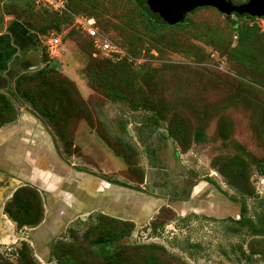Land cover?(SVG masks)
<instances>
[{
    "label": "rangeland",
    "instance_id": "374dc122",
    "mask_svg": "<svg viewBox=\"0 0 264 264\" xmlns=\"http://www.w3.org/2000/svg\"><path fill=\"white\" fill-rule=\"evenodd\" d=\"M70 3L75 13L94 15L126 56L112 59L97 51L86 34L72 30L62 39L59 59L44 56L55 71L43 80L32 81L31 71L25 76L30 82L23 84L27 95L36 91L41 96L44 88L41 104L46 107L55 79L61 86L57 92L78 97L76 111L67 110L68 118L57 115L55 127L38 113L63 161L140 187V174L102 137H110V144L114 137L132 143L135 163L144 168V153L141 156L134 144L132 131L156 120L171 135L189 176L208 177L238 200L237 211L216 218L162 206L148 220L132 221L128 234L99 242L128 226H118L95 209L68 219L53 247L38 253L26 240L31 226L20 228L12 221L13 229L7 227L0 237V264H264V174L259 172L264 160L262 25L201 7L187 15L186 24L155 27L134 0ZM24 7L27 10L0 0L2 15L7 8L27 12L25 21L42 46L56 17L38 10L34 2ZM10 99L17 109L23 104L35 110L22 94ZM69 118L73 121H63Z\"/></svg>",
    "mask_w": 264,
    "mask_h": 264
},
{
    "label": "crops",
    "instance_id": "0c3cea01",
    "mask_svg": "<svg viewBox=\"0 0 264 264\" xmlns=\"http://www.w3.org/2000/svg\"><path fill=\"white\" fill-rule=\"evenodd\" d=\"M30 29L31 28H29L21 18L19 19L16 17L15 13L6 14L5 27L0 29L1 176L4 173L11 175V177L17 178L14 175L12 169L8 167L10 166L13 168L20 166L22 164L21 158L25 163H31L34 162V159H38L39 156L42 157V160L43 157L48 159L50 155H54V152L55 155H57L63 161L59 154V150L56 148L54 139L52 137V131H48L46 129L45 125L43 124V120L38 115V112L24 106L23 104H21L17 109L16 105H14L10 99V96H18L16 87L19 85L21 77L24 78L30 70L32 72L30 75H34L35 73L39 72V68L43 69L44 67H49L50 70H55V68L51 66L50 60L43 63L41 62L34 67H30L31 69H27L31 64H33V59L35 60V56L32 55V49L35 45V40L30 35L33 31ZM9 104L12 105L15 112V117L11 119L7 118L9 116V112H7V108L5 109V107H7ZM39 121H41L42 126H44L43 130L38 129V127L28 128V126H26L28 123L37 125L39 124ZM12 122L19 123V125L7 127V124ZM144 125H146V127L138 128L137 130L133 129L132 131L134 132V144L138 148V151H140L141 156L142 152L144 153L145 177L143 180L144 183L140 187L134 185L128 186L117 179L102 175L97 171L91 169H76L66 161L63 162H65L70 168H73L79 172L99 175L110 182L126 185L128 187L136 188L137 190H142L144 192L153 194L154 197L152 199H143L142 197L140 199L139 197H136L139 198V201L137 202L135 209V202H132L133 200L131 203H127L123 201L122 196H116V199L114 200L116 203L114 205L115 210H119V213L130 217L129 219L123 220L135 222L133 218H142L144 215H147L149 213V209L154 205L153 202L156 200L155 198L163 199V202L160 203L158 210L156 211H159V208L162 206H170L179 211V213L180 211L185 212L186 214L201 213L216 218L225 217L227 215L229 216L237 211V202L232 200V198H230L228 195L223 194L220 190L221 188H218L215 184H213V182L207 179L199 180L191 175L189 176L187 166L179 159V154L175 148L174 141L171 135L166 133V129L153 124ZM104 144L106 143L104 142ZM106 146L108 147L107 144ZM34 155H37V157L34 158ZM139 163L141 165V162ZM43 175L51 176L53 178V175H50V173H45ZM39 183L43 185L41 179L39 180ZM24 186H31L37 189L42 197L43 190L41 191L38 187L30 183H26L25 185L20 186L18 189ZM105 203L111 205L109 201H106ZM44 206L45 205L43 201V207ZM97 209L102 210L101 208ZM109 216L119 218L113 215ZM43 217L41 221L43 220ZM36 225H32L31 227ZM24 226L26 227L27 225Z\"/></svg>",
    "mask_w": 264,
    "mask_h": 264
},
{
    "label": "water",
    "instance_id": "95a60500",
    "mask_svg": "<svg viewBox=\"0 0 264 264\" xmlns=\"http://www.w3.org/2000/svg\"><path fill=\"white\" fill-rule=\"evenodd\" d=\"M15 1L24 6L28 5L29 2L28 0ZM144 1L148 12L153 18L167 24L184 22L190 12L201 7H214L226 16L234 13L238 15L248 14L254 17L264 16V0H247L244 3H235L233 0ZM151 124L157 125V123ZM12 125L18 126L19 123L12 122L7 124V127ZM26 126L28 128L38 127V129L42 130L44 127L41 121L37 125L28 123ZM143 127H146V125L136 126V129ZM166 133L169 135L168 131ZM53 154L48 159L43 157V160L41 156L37 159V155H34L33 157L36 159L31 163H25L21 158L22 164L20 166L8 167L12 169L17 178L4 173L2 176L0 175V237L5 234L3 231L7 227L9 231L13 229L12 220L5 211L6 200L12 198L16 190L26 183L38 187L41 191L43 190L42 197L45 205L43 220L36 226L27 228L29 232L25 234L26 240L37 253L40 250H50L53 247V240L60 236L68 219L74 215L91 213L93 210L101 208L107 215L129 219V216H125L119 213V210H115L114 205L116 203L114 200L116 196H122L123 201L127 203H131L133 200L132 202H135L134 209L139 198L152 199L154 197L151 193L110 182L99 175L79 172L70 168L54 152ZM45 173H50L53 178L47 175L44 176L43 174ZM40 179L43 185L39 183ZM155 199H153L154 205L149 209V213L142 218H133L135 222L146 221L153 215L160 203L163 202L162 198ZM106 201H109L111 205L106 204ZM122 210L125 211L124 209Z\"/></svg>",
    "mask_w": 264,
    "mask_h": 264
},
{
    "label": "trees",
    "instance_id": "16d2710c",
    "mask_svg": "<svg viewBox=\"0 0 264 264\" xmlns=\"http://www.w3.org/2000/svg\"><path fill=\"white\" fill-rule=\"evenodd\" d=\"M12 1L14 3L18 4L19 7H22L23 10H27L26 7L19 4L17 1H15V0H12ZM67 1H68V7L70 10L69 12H66L64 15H58V14L51 11L56 17V22L51 26V28L48 30V32H50L53 29L62 30V29L69 27L73 24L74 14H77V13H75L73 11V9L71 7L70 0H67ZM134 1L138 4V6L141 8V10L147 15L148 21L152 26L160 27V26H164V25L182 24L181 22L176 23V24H167V23L157 21L148 12L147 6H146L144 0H134ZM44 10H47V9H44ZM145 10H146V12H145ZM6 12L15 13L17 18L23 19L24 23L28 27L31 28V25H29L28 21H25V16H26L27 12H23L21 14H18L15 8H10V9L7 8ZM92 16H94V15H92ZM240 17L246 19V21L247 20L252 21L255 19L254 16H250L248 14L240 15ZM97 22H98V20H97ZM186 23H187V21H185L183 24H186ZM72 30H76V29L74 28ZM87 38L93 44L92 38L88 35H87ZM53 71H55V70L54 69L50 70L49 67H44L39 72L35 73L34 75H31L32 76L31 79H32V81H35V79H37V78H39V79L42 78V80H43L44 77L48 76L47 75L48 72L51 73ZM50 73H48V74H50ZM23 79H24V81H23ZM27 81L29 84L30 82H29V79L27 77H25V78L21 77V81H20L19 85L16 87L17 94H22L24 96V98L28 99V101L31 103L32 107H34V109L42 117L47 118L49 120L50 126L55 127L56 125H58V121H56V118H55L57 115H63L66 118H68L69 113L71 114L73 112V110L76 111L75 105L77 102H79V101H76V99L78 97H75L73 94L72 95L68 94L67 96L64 97V95L67 93L63 94V93L57 92L58 89L60 90V88H61V86L58 85L57 79H55L54 82L50 85L51 90H53L54 92L52 93L51 96H48V98H45V100L46 99L48 100V101L46 100V102L51 104L50 107L49 106L46 107L43 104H41V102L44 103V96H43L44 91H45L44 88L41 91V96L40 95L37 96L36 91H34L32 94L30 93V95H27L28 89L25 86H23V84H27ZM71 86L73 87L74 85L71 84ZM45 89L49 90V88H46V87H45ZM118 95H120V94H118ZM80 99L81 98L79 97V100ZM63 100H65V101H63ZM81 100H80V102H81ZM85 103H86V101L82 100L80 105L84 106ZM63 104L66 105V108H64ZM43 106L45 108H43ZM6 108L8 109L7 112H9V116L7 118L11 119V118L15 117V112H14L12 105L9 104L7 107H5V109ZM67 110H68V114L66 113ZM80 118L81 117H79L78 120ZM85 118H87V117H85ZM63 121L68 122V121H73V120L69 118V119H63ZM152 121H154V120H152ZM154 122L156 123V120ZM102 138L104 139V142L108 145V147H110L115 154H117L123 158L124 162L127 164V167L131 171H136L140 174V179H141V181H143L144 177H145V171H144V168L140 166V164L135 163V160H137L136 159L137 153H135V149H134V146L132 145V143L127 142L126 140H124L121 137H114L111 139L112 143L110 144L108 139H107V138L110 139V137H102ZM61 139L63 142H66L65 139H63V138H61ZM259 172L261 174H264V160L259 165ZM31 195H32V198H30ZM232 200L238 202L237 199H232ZM244 208H245V206L243 207V209ZM5 211L8 213L10 218L16 222L17 226L20 228L23 227L24 225H28V226L29 225L30 226L36 225L41 221V219L43 217V211H44L43 200H42L41 194L38 192L37 189H35L31 186L22 187V188L18 189L16 191V193L14 194V196L12 197V199H10L8 201ZM102 216H106V218L113 220L120 227L122 225H127L128 229H124V228L119 229L118 228V230H116L114 234H109L110 236H108V237H103V238H99L96 240L99 242L111 241V240H114L115 238H118V237L124 235V234H128L131 230V226L133 225V222L130 220H123V219L115 218V217H112V216H109L106 214H102ZM25 247L27 248V245H25ZM102 257L107 258V255H103ZM97 264H103V260H100Z\"/></svg>",
    "mask_w": 264,
    "mask_h": 264
},
{
    "label": "built area",
    "instance_id": "2783aa9c",
    "mask_svg": "<svg viewBox=\"0 0 264 264\" xmlns=\"http://www.w3.org/2000/svg\"><path fill=\"white\" fill-rule=\"evenodd\" d=\"M37 9H47L58 15L69 12L67 0H32ZM254 22H259L264 31V16H256ZM67 28V29H66ZM62 30L53 29L46 35L44 42L47 52L51 58L59 59L64 53L62 39L72 29L82 32L92 38L95 49L112 59L119 60L126 56L125 51L115 43L110 36L104 33L98 25L97 19L89 14H74L73 24Z\"/></svg>",
    "mask_w": 264,
    "mask_h": 264
},
{
    "label": "flooded vegetation",
    "instance_id": "af4514ba",
    "mask_svg": "<svg viewBox=\"0 0 264 264\" xmlns=\"http://www.w3.org/2000/svg\"><path fill=\"white\" fill-rule=\"evenodd\" d=\"M29 2H28V5H29V3L31 4L33 1L32 0H28ZM235 3H244V2H246V1H242V2H237V1H235V0H233ZM18 2V1H17ZM24 6V5H23ZM27 6V5H26ZM197 10V9H196ZM195 10V11H196ZM3 15H2V11H0V29H3L4 27H5V22H6V14L8 13V12H6V11H4L3 10ZM193 12V11H192ZM9 13H12V12H9ZM232 15H237L238 17H240V15H238L237 13H234V14H232ZM231 16V15H230ZM17 17V16H16ZM33 38H34V40H35V45L33 46V54L32 55H34L35 57V60L33 59V64H31L30 66H29V68H27V69H31L30 67H34V66H36V65H38V64H40L41 62L43 63V62H46V61H48V60H45L44 59V56H45V54L48 56V57H50L49 56V54H48V52H47V49H46V46H45V44L43 43V45L42 46H40V44L37 42V40H36V37H34V34L31 32V34H30ZM51 58V57H50ZM45 60V61H44ZM22 68V67H21ZM42 69V68H41ZM40 68L38 69V71L39 70H41ZM31 71V70H30ZM37 71V70H36ZM192 176V175H191ZM198 179V178H197ZM205 179H207L208 180V177H206ZM212 182V181H211ZM220 188V187H219ZM221 191H222V193L223 194H225L224 193V190L221 188L220 189ZM225 195H227V194H225ZM229 196V195H228ZM230 197V196H229ZM230 198H232V197H230Z\"/></svg>",
    "mask_w": 264,
    "mask_h": 264
}]
</instances>
